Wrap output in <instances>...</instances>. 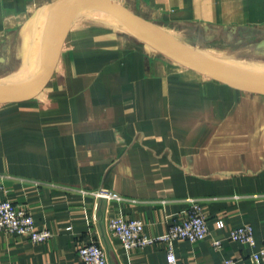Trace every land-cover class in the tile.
<instances>
[{"label": "crops", "instance_id": "0c3cea01", "mask_svg": "<svg viewBox=\"0 0 264 264\" xmlns=\"http://www.w3.org/2000/svg\"><path fill=\"white\" fill-rule=\"evenodd\" d=\"M51 1L0 0V72L25 63L30 18ZM113 1L201 50L232 52L245 41L258 48L264 39V0ZM88 15L68 26L56 21L48 78L33 94L0 103V196L52 231L39 243L0 231V264H74L77 247L92 238L108 264H168L163 242L126 250L107 219L139 218L144 233L157 236L189 209V198L204 206L209 234L174 239L178 263L256 264L250 253L264 243V89L186 69ZM99 188L121 199L81 192ZM242 224L252 227L253 246L229 239Z\"/></svg>", "mask_w": 264, "mask_h": 264}, {"label": "water", "instance_id": "95a60500", "mask_svg": "<svg viewBox=\"0 0 264 264\" xmlns=\"http://www.w3.org/2000/svg\"><path fill=\"white\" fill-rule=\"evenodd\" d=\"M80 14L101 15L172 61L198 74L245 88L264 89V69L233 65L212 58L156 24L108 0H53L32 14L30 23L35 31L31 62L20 77L0 79V103L17 99L23 94H33L44 71L56 19L66 16L73 18ZM257 47H264V39L258 42Z\"/></svg>", "mask_w": 264, "mask_h": 264}, {"label": "built area", "instance_id": "2783aa9c", "mask_svg": "<svg viewBox=\"0 0 264 264\" xmlns=\"http://www.w3.org/2000/svg\"><path fill=\"white\" fill-rule=\"evenodd\" d=\"M4 191L5 188L0 183V193ZM81 192L82 194H91L94 198L121 199L117 192L106 188L92 191L81 190ZM189 201V209L182 216L177 217L165 232L157 236H147L144 233V222L141 219L127 218L120 214L112 215L107 219V228L126 250L141 248L156 241L163 242L166 246L168 264H180L174 253L173 240L186 239L195 242L206 238L209 234L207 217L201 201L194 198H189ZM216 225L222 227L223 221L217 219ZM0 231L20 234L34 243L43 242L52 236V231L48 228L36 226L32 213L26 207L1 196ZM228 237L230 240L240 241L251 246L255 243L253 229L248 224L231 228ZM221 243L220 238L212 240L214 248H219ZM250 258L256 264L264 262V243L250 253ZM74 264H108V260L103 246L92 238L77 247V261ZM219 264H238V261L234 258H226Z\"/></svg>", "mask_w": 264, "mask_h": 264}, {"label": "rangeland", "instance_id": "374dc122", "mask_svg": "<svg viewBox=\"0 0 264 264\" xmlns=\"http://www.w3.org/2000/svg\"><path fill=\"white\" fill-rule=\"evenodd\" d=\"M49 1V0H47ZM110 1L112 4L120 7V8H123L125 10H127L128 8H124L123 6H121V4L117 1H113V0H108ZM129 11V10H127ZM88 16H92L91 14H89ZM59 18L62 20L61 23H60V26L58 27H61V26H68L70 25L74 20V17L73 18H70V17H58V19H56V21L58 22ZM89 18V17H88ZM96 17H94L92 19V17H90V19H92L93 22H105L104 19L102 17H99L100 19H95ZM89 19V20H90ZM24 38L22 39L24 43L28 44V43H32V46H33V41L31 40V37H30V34H24L23 36ZM15 40H13L14 42ZM253 45V42H241L239 43L238 46L234 47V49H237L235 51H232V52H216V51H210V50H201L203 48H198L197 50H200L202 51L203 53H205L206 55L210 56V57H213L215 59H218L222 62H225V63H229V64H233V65H245V66H250L246 62H244L241 58H244V57H248V58H253V59H259V61L261 63H264V48H255V46H251ZM240 48V49H239ZM33 48L32 47H29L28 48V51H26V55L23 56V62L25 63H21V68L18 69V70H14L13 72H10L11 74L9 75V77L7 78H4L3 80H12V79H16L18 77H20L26 70V67H28V64L31 62V59H32V50ZM230 50V49H229ZM10 58V57H9ZM19 65V66H20ZM2 65H0L1 67ZM262 69H264V65L261 66ZM254 68V67H253ZM6 73V72H5ZM8 73V72H7ZM6 73V74H7ZM5 74V75H6ZM1 75V74H0ZM42 77H46L48 78V72L45 70L44 71V74H42V76L40 77V79ZM38 84V83H37Z\"/></svg>", "mask_w": 264, "mask_h": 264}, {"label": "bare ground", "instance_id": "6f19581e", "mask_svg": "<svg viewBox=\"0 0 264 264\" xmlns=\"http://www.w3.org/2000/svg\"><path fill=\"white\" fill-rule=\"evenodd\" d=\"M124 3V2H123ZM31 6V5H30ZM124 7V6H123ZM129 7V6H128ZM93 16H98V17H100L101 15H93ZM19 19V18H18ZM27 19V18H26ZM61 19L59 18V20L58 21H60ZM62 21V20H61ZM213 58V57H212ZM244 62H246L247 61V63L246 64H248V65H250V66H245V65H239V66H244V67H254V68H256V69H262V65H264V63H261L260 61H259V59H253V58H248V57H244V58H241ZM11 70V69H10ZM10 70H8V71H6V73L5 72H0V79H4V78H7V77H9V75L11 74L10 72H13V71H10ZM6 74V75H5Z\"/></svg>", "mask_w": 264, "mask_h": 264}]
</instances>
